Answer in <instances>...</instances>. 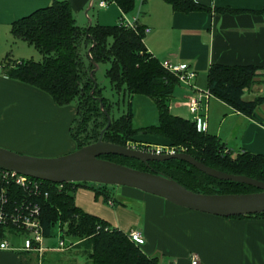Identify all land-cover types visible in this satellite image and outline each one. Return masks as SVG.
Wrapping results in <instances>:
<instances>
[{
    "label": "crops",
    "instance_id": "1",
    "mask_svg": "<svg viewBox=\"0 0 264 264\" xmlns=\"http://www.w3.org/2000/svg\"><path fill=\"white\" fill-rule=\"evenodd\" d=\"M54 1L69 2L77 24L83 28L119 19L118 25L124 15L109 0H0V63L7 57L17 62L35 59L32 57L37 50L15 39L11 25ZM196 1L211 10L185 14L174 12L164 0H142L139 9L136 5L126 15L136 16L139 26L151 30L144 43L157 59L187 65L196 73L192 83L198 89L207 90L206 75L213 65L264 69V0ZM100 2L107 6L101 7ZM93 11L97 12L91 16ZM259 74L258 83L245 93L247 100L264 96V70ZM194 98H199V93L180 83L169 100L171 113L190 119L188 103ZM202 104L208 108L206 117L201 113L206 132L216 136L230 153L264 155V104L257 110L260 122L214 96L203 98ZM76 116L75 106L59 107L45 92L0 75L1 148L32 157L74 152L77 145L70 129ZM131 142L141 146L169 145L165 138L151 134L135 137ZM107 194L114 205L104 195L86 189L77 191L75 203L111 228L125 233L140 231L145 237L143 251L158 258L160 264H192L194 255L198 264H264V218L209 215L128 187L120 190L118 198L108 189ZM76 244L72 241L70 245ZM22 247L0 249V264L28 262L33 255L24 258ZM67 247L59 251L46 246L49 250L41 263L76 264L65 254L71 250L69 244Z\"/></svg>",
    "mask_w": 264,
    "mask_h": 264
},
{
    "label": "trees",
    "instance_id": "2",
    "mask_svg": "<svg viewBox=\"0 0 264 264\" xmlns=\"http://www.w3.org/2000/svg\"><path fill=\"white\" fill-rule=\"evenodd\" d=\"M116 3L124 14H131L137 0H109ZM174 12L190 14L209 12L211 9L196 0H164ZM11 33L34 47L42 61H11L9 57L0 63V75L45 92L59 107L75 106L77 130L70 132L77 150L98 141L108 124L106 111L112 119L105 131L106 142L126 146L143 133L159 135L172 146H184L186 153L213 169L246 176L264 182V155L241 152L227 153L225 145L214 135L199 132L197 123L175 116L169 108V100L180 84L178 76L167 71L162 62L150 53L144 43V28L127 29L122 25L103 26L93 24L80 27L73 9L67 1H54L50 6L14 22ZM109 64L107 78L112 88L128 100V110L118 119L112 118V104L102 95L95 78L96 64ZM255 66H211L206 75V89L232 109L260 122L257 110L264 104V96L247 100L245 93L258 83L259 71ZM146 96L158 107L159 123L142 129L133 127V99ZM103 105V107H101ZM89 122L91 126L89 128ZM101 158L133 169L160 174L183 185L187 189L207 194H249L261 192L257 187L233 181L219 180L201 172L185 161L169 160L145 164L137 159L116 155ZM47 198L38 200L42 210V225L46 238L60 225L63 238L70 237L77 244L65 253L76 264H160L158 258L148 256L125 233L111 228L104 220L86 213L75 203L79 189L104 195L110 202L107 188L88 183L55 184L43 181ZM264 218V213L229 217ZM6 229L0 226V242L7 238ZM11 233L16 231L10 230ZM23 264H38L34 253Z\"/></svg>",
    "mask_w": 264,
    "mask_h": 264
},
{
    "label": "water",
    "instance_id": "3",
    "mask_svg": "<svg viewBox=\"0 0 264 264\" xmlns=\"http://www.w3.org/2000/svg\"><path fill=\"white\" fill-rule=\"evenodd\" d=\"M104 113L108 118V124L97 142L70 154L51 159L22 155L0 147V167L55 184L96 183L128 187L163 198L182 208L219 217L229 218L264 213V182L213 169L197 161L188 153L157 155L106 142L103 136L110 127L112 119L106 111ZM107 155L137 159L145 164L173 159L185 161L211 177L257 187L261 192L226 195L197 193L160 174L133 169L101 158Z\"/></svg>",
    "mask_w": 264,
    "mask_h": 264
},
{
    "label": "built area",
    "instance_id": "4",
    "mask_svg": "<svg viewBox=\"0 0 264 264\" xmlns=\"http://www.w3.org/2000/svg\"><path fill=\"white\" fill-rule=\"evenodd\" d=\"M101 7H106L105 2H100ZM119 25L127 29L137 30L139 27L138 19H130L126 14L120 20ZM150 29H144V34L150 33ZM163 67L170 73L178 76L180 83L195 89L199 93V98H194L188 103L191 114L196 116L195 122L199 132H206V124L202 121L201 113L206 117L208 108L206 104H202L203 98L209 99L213 95L208 90H202L195 87L192 83L196 78V73L191 71L187 65H176L170 61L162 62ZM132 149H140L157 155H174L178 153H186L187 148L184 146H141L128 142L126 145ZM230 152L227 150V153ZM48 193L44 191L43 181L37 180L16 171L8 170L0 167V226L7 228V235L12 234L9 230L24 237V245L22 251L34 253L42 262L43 255L49 249L45 246V231L42 225V210L38 202L41 198H47ZM110 205H114L110 201ZM130 239L138 246L145 244V237L138 230L129 232ZM67 247L62 240L59 247L53 250L64 251ZM1 250H13L10 242L4 239L0 243ZM192 264H198V258L192 257Z\"/></svg>",
    "mask_w": 264,
    "mask_h": 264
},
{
    "label": "rangeland",
    "instance_id": "5",
    "mask_svg": "<svg viewBox=\"0 0 264 264\" xmlns=\"http://www.w3.org/2000/svg\"><path fill=\"white\" fill-rule=\"evenodd\" d=\"M137 5L138 9L143 5L142 0H137ZM97 11L91 12V16L95 15ZM106 14V13H105ZM133 16V15H132ZM130 19L137 18L135 17H129ZM109 20H107L108 22ZM119 19L112 23H108L103 26H115L118 23ZM35 61H42L43 56L39 52H35L33 57ZM31 59L30 57L26 60ZM110 65L109 64H100L98 65V68L95 71V78L97 80V83L102 89V95L108 99V101L112 104V118L118 119L121 115H123L127 110H128V100L124 99L122 94L117 93L113 88L112 85L107 78V70L109 69ZM184 85V84H183ZM186 86V85H185ZM132 111L134 115L133 119V127L135 129H142L145 127L149 126H156L159 123V117H158V107L156 102L146 96H135L133 99V105H132ZM77 117V116H76ZM75 117V119H76ZM196 116L191 114L190 120L195 121ZM157 123V124H156ZM75 131L77 130L79 123L76 121L72 122L71 125ZM91 126V122H89V128ZM141 137L145 136V134L140 133L136 137ZM170 145V144H169ZM72 153V152H71ZM70 154V153H69ZM67 155V154H66ZM30 156V155H28ZM64 156V155H61ZM60 155L58 157H61ZM36 157V156H34ZM37 158H57V157H37ZM89 186H96L99 187L101 184H96V183H88ZM105 186L109 191H112L114 195L118 198V194L121 189H123V186H110V185H102ZM141 192V191H140ZM7 231L8 229L5 228ZM10 231V230H9ZM51 237L46 238L45 240V246H53L54 248L59 247L60 241H64L65 244H71L72 243V238L70 237H62V228L60 225H57L51 233ZM7 240L10 242L11 246L13 248H19L24 245V237L16 232L7 235ZM38 264H42L40 260L38 261Z\"/></svg>",
    "mask_w": 264,
    "mask_h": 264
}]
</instances>
